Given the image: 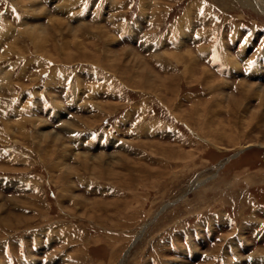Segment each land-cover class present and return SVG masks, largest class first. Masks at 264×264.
I'll list each match as a JSON object with an SVG mask.
<instances>
[{
  "label": "rangeland",
  "instance_id": "374dc122",
  "mask_svg": "<svg viewBox=\"0 0 264 264\" xmlns=\"http://www.w3.org/2000/svg\"><path fill=\"white\" fill-rule=\"evenodd\" d=\"M235 26L264 51V0H0V260L264 264V67Z\"/></svg>",
  "mask_w": 264,
  "mask_h": 264
},
{
  "label": "crops",
  "instance_id": "0c3cea01",
  "mask_svg": "<svg viewBox=\"0 0 264 264\" xmlns=\"http://www.w3.org/2000/svg\"><path fill=\"white\" fill-rule=\"evenodd\" d=\"M41 2H42V0H40ZM49 2H50V0H48ZM34 2V1H33ZM26 8V10H29V8L28 7H25ZM49 14V13H48ZM30 16H32V18H34L35 16H33V14H31ZM143 16H144V14H143ZM213 17H214V20H213ZM31 18V19H32ZM203 18L204 19H210L211 20V22L212 21H214L215 22V20L217 21V18H218V15L216 14V13H213L212 15H211V17L210 16H207V17H204L203 16ZM48 20H49V16H48ZM210 22V21H209ZM207 23V22H206ZM213 23V22H212ZM218 24H219V22H217ZM37 25H39V24H35V26L34 27H36ZM225 26H226V24H225ZM33 27V26H32ZM217 30L218 29H215L214 30V32H215V34L216 35H220L221 37H222V34H218L217 33ZM224 34V39L223 40H225V39H229V40H233V41H235L236 43H239V42H241L240 41V36H241V30L239 29V31L237 32V28L236 29H232L231 31H229L228 30V32L227 31H225V33H223ZM3 35V34H2ZM214 35V34H213ZM252 35V34H251ZM18 36H20L19 35V33H18ZM1 37V36H0ZM222 39V38H221ZM20 40H22V39H20ZM25 39H23V41H24ZM215 45V44H214ZM213 45V46H214ZM237 46V48H236V51H234V50H230V51H232L233 53H237L238 52V50L239 49H246L247 50V47L246 46H242V45H235V47ZM211 48V47H210ZM235 49V48H234ZM210 50V49H209ZM210 52L212 53V55H213V57H215V58H223V60L222 61H219V60H211L210 61V65L211 66H213V71L214 72H216V73H220V74H228V75H232V72H234V71H236V69L235 68H233V67H230L229 65H227V64H225L224 63V60H225V48H222V47H219L217 44H216V46H215V49H213V48H211V50H210ZM250 53V50H247V52H246V55L244 56V54L243 53H241V54H239L238 56H237V62L239 63V68H241V66L242 65H244V66H250L252 63H256V59L257 58H263L264 57V51H258V52H256L255 51V53L254 54H249ZM201 58H203V57H201ZM258 64H259V66H260V68H261V61H258Z\"/></svg>",
  "mask_w": 264,
  "mask_h": 264
},
{
  "label": "bare ground",
  "instance_id": "6f19581e",
  "mask_svg": "<svg viewBox=\"0 0 264 264\" xmlns=\"http://www.w3.org/2000/svg\"><path fill=\"white\" fill-rule=\"evenodd\" d=\"M237 2H239V1H244V0H236ZM248 3V2H247ZM263 3V2H262ZM34 2L31 4V6H29V5H27L28 6V8H29V15H31V14H35L36 13V11L34 10ZM32 11H34V13L32 12ZM41 11V13H42V15H44V14H47V13H49V12H47V10L45 9V8H43L42 7V10H40ZM36 15H39V13L38 14H36ZM54 20H60L59 18L58 19H55V18H52V17H49V20H48V22L49 23H51V21H54ZM53 23V22H52ZM43 24H39V25H37L36 27H32V26H29V28L27 29V34L26 33H24V34H26V36H28L27 38H32V40H34L35 42H34V44L33 45H35L36 46V48H37V50L38 51H41V52H43V50H44V47H45V42H47V40H46V37H47V34H48V30H47V28H45V27H43L42 26ZM58 25V24H57ZM8 26V25H7ZM35 26V25H34ZM57 28V27H56ZM72 28V27H71ZM68 29H69V26H68ZM98 29V28H97ZM61 30H62V28H61ZM60 30V31H61ZM99 30V29H98ZM56 32V31H55ZM19 33H21V35H22V32H20L19 31ZM23 36H25V35H23ZM63 42V41H62ZM68 43V42H67ZM62 44V43H61ZM67 45V44H66ZM11 46V45H10ZM68 46V45H67ZM41 47H43V49H39V48H41ZM69 47V46H68ZM11 48H13V46L11 47ZM66 48V47H65ZM17 49V48H16ZM20 50H22V49H20ZM46 50V49H45ZM42 54H44V53H42ZM47 54V55H46ZM44 55H46V56H50L47 52H45V54ZM194 55V54H193ZM171 57H176V55H170ZM182 56H185L186 57V60H187V58L188 59H191L192 58V56H191V53H188V52H186V53H184ZM64 57V56H63ZM111 57V56H110ZM168 57V56H167ZM177 58V57H176ZM180 58V57H179ZM120 59V58H119ZM160 59H162L161 57H160ZM158 60H159V58H158ZM160 61V60H159ZM187 62H188V60H187ZM197 62V61H196ZM185 63V62H184ZM116 64V63H115ZM197 64V63H196ZM145 65V64H144ZM188 68L189 67V65L187 64L184 68ZM203 67V66H202ZM146 68V67H145ZM206 68V67H205ZM148 72V71H147ZM140 73H142V72H140ZM144 75H145V73H144ZM143 75V76H144ZM155 76H157V75H155ZM150 77V76H149ZM165 78V77H164ZM147 84V83H146ZM240 84V83H239ZM241 84L243 85V89H245L246 91L248 90V88L249 87H251V85L250 84H246V83H243V82H241ZM250 89V88H249ZM105 106H109V107H112L113 105H110V103H105L104 104ZM89 122H91V121H87V122H85L86 124H88ZM83 124H84V122H83ZM90 124V123H89ZM36 134H39L40 136H44V138H46V137H50V138H52L53 140H55V139H58V137L56 136V135H54V136H51V134H49L48 132H37ZM38 139V138H37ZM78 156H84V155H82V154H79ZM86 157V156H85ZM101 158H103V156L101 157ZM124 158H125V156H124ZM87 159V157L85 158V160ZM80 160V159H79ZM84 164V163H83ZM100 164V163H99ZM85 165V164H84ZM12 183V182H11ZM82 197V196H81ZM78 198V197H77ZM82 199V198H81ZM76 201H78V200H76ZM81 201V200H80ZM9 202V201H8ZM76 203V202H75ZM86 203V202H85ZM80 204H82V203H80ZM75 206H77L76 204H75ZM34 264V263H33Z\"/></svg>",
  "mask_w": 264,
  "mask_h": 264
}]
</instances>
